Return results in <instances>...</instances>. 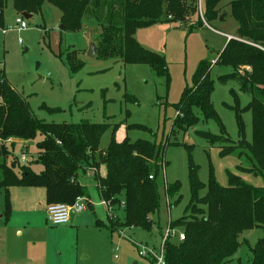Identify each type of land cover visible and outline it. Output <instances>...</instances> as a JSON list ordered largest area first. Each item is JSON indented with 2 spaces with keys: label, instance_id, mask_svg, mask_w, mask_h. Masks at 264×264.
<instances>
[{
  "label": "trees",
  "instance_id": "1",
  "mask_svg": "<svg viewBox=\"0 0 264 264\" xmlns=\"http://www.w3.org/2000/svg\"><path fill=\"white\" fill-rule=\"evenodd\" d=\"M221 0H205L203 20L197 13L196 0H12L16 14L35 15L47 4L59 13V39L65 33H79L87 28V22H94L96 28L95 59H119L123 64H147L157 74L166 72L163 59L140 47L135 41L137 30L162 22L190 23L189 29L210 24L218 19V4ZM5 0H0V27L3 28L2 10ZM104 8L106 9L104 11ZM229 14L236 24L234 37L227 40L214 64L229 66L231 72L218 78L220 84L235 81L241 94L249 97V102L240 108L234 92V113L238 131V141L232 142L223 135V127L210 103L213 83L208 78L212 63L200 62L194 77L193 87L185 90L176 107L173 126L188 129L196 124L197 109L203 120H212L220 133H197L210 146L220 148L219 155L226 156L236 149H244L250 167L236 168L239 173H248L264 178V0H233L229 4ZM191 17H195L193 20ZM64 54L59 53L58 57ZM71 72L79 70L83 64L72 54L65 56ZM247 65L251 74H236L239 66ZM125 99L135 104L128 95ZM52 112V111H49ZM250 112L252 117V141L242 138L241 115ZM118 124L112 127L109 142L99 150V141L107 124L45 123L35 119L25 100L6 82L0 71V192L3 194V217L7 221L10 214L8 189L10 187L43 188L46 205H71L77 198H86V209L92 211L85 186L78 182L81 170H94L93 180L101 201H110L118 207L124 202V227H138L149 232L152 226L150 215L158 212L159 191L156 176L165 163L163 148L153 142L131 141L129 130H145L139 125L125 126V136L116 140ZM41 139L36 143L37 162L42 171L33 173L27 160L21 164L19 157L13 156L6 165L5 159L14 150L11 140L24 142ZM96 156V158H95ZM160 158V159H159ZM158 159V161H157ZM84 171H82L83 173ZM152 179H149V177ZM188 185L190 192L187 206L188 216L168 223L174 230L183 227V240L166 239L163 245L164 264H230L240 245L242 234L258 230L262 237L250 249L249 264H264V188H253L245 184L236 174H228V184L222 188L213 178L209 180L207 193L199 196L202 184L197 178V168L188 165ZM178 184L164 185L165 197L178 192ZM167 201V200H166ZM169 206V204H168ZM117 220L108 217V225L94 221V226L110 233L118 231ZM154 264V260H150Z\"/></svg>",
  "mask_w": 264,
  "mask_h": 264
},
{
  "label": "rangeland",
  "instance_id": "2",
  "mask_svg": "<svg viewBox=\"0 0 264 264\" xmlns=\"http://www.w3.org/2000/svg\"><path fill=\"white\" fill-rule=\"evenodd\" d=\"M231 1H220L218 19L210 24L211 28L204 27L205 23L189 29L190 23L162 22L136 31L134 38L137 44L163 59L166 72L162 75L153 72L147 64L127 65L116 58L87 57L88 44L95 46L97 39L96 32L92 35L89 32V29L96 28L94 22H87V28L82 32L63 34L60 40L59 13L47 4L39 14L25 20L27 28L24 31H8L3 35L0 27V71H3L7 84L25 100L35 119L54 124H79L84 121L96 125L107 124L108 128L99 141V150L106 148L115 124H118L116 140L124 138L125 126H143L145 130H129L126 135L131 141H149L163 148L162 160L165 163L164 169L156 176L159 208L156 214L150 215L152 226L149 232L138 227H124L122 210L117 211L118 231L110 233L95 227V220L108 225L107 212L97 194L95 181L92 177H82L93 208L92 211L86 209L80 213V228H74L70 223L51 226L46 222V212L42 217L33 215V220L40 222L41 227L35 233L41 238L32 239L41 247L34 250L28 248L25 262L20 263L21 259H17V264H150L149 258L138 255L136 246H145L158 253L168 223L188 216L190 163L197 168V178L203 186L200 197L206 195L211 178L218 186L226 187L229 173L238 175L253 188H264L262 176L237 172L238 167H250L244 154L239 156V152H245L244 149L220 156L218 146H210L197 134L205 132L217 136L220 133L217 124L212 120H203L197 109H193V115L198 121L191 128L172 125L183 92L193 87L195 71L199 63L205 61L212 63L208 72V78L213 83L209 99L223 127V135L234 143L239 140L234 113L229 109L234 106L230 93H235L240 108L247 105L249 97L239 92L235 81L220 84L218 78L228 75L231 68L214 64L226 44L219 33L234 35L236 29L229 14ZM200 7L201 16L198 15L203 20L205 0H200ZM196 8L199 13L197 4ZM16 15L12 0H5L3 28L11 27ZM191 18L193 20L195 17ZM59 53L64 55L58 57ZM68 54L83 64L76 72H71L65 62ZM235 71L239 76L251 74V68L247 65L239 66ZM125 95L133 97L136 103L128 102ZM241 119L242 138L250 144V112H244ZM40 139L37 136L24 143L11 140L15 148L4 163L8 165L13 156L24 154L27 160L25 165L33 173H40L42 166L36 161L35 146ZM82 171L78 176L85 173L82 174ZM175 183L178 184V192L172 197H165L164 185ZM40 190L43 193L42 188ZM3 200L0 192L1 208ZM174 231L183 234V227L177 226ZM261 237L262 233L258 230L244 232L230 264H249L250 249ZM12 258L8 259L7 264H15ZM3 261L0 252V263Z\"/></svg>",
  "mask_w": 264,
  "mask_h": 264
},
{
  "label": "crops",
  "instance_id": "3",
  "mask_svg": "<svg viewBox=\"0 0 264 264\" xmlns=\"http://www.w3.org/2000/svg\"><path fill=\"white\" fill-rule=\"evenodd\" d=\"M32 16L34 15H31V17ZM219 34L223 35L225 43L228 38L231 39L234 37V35ZM90 44H88V47ZM16 141L24 143L22 140ZM84 172L85 173H82L83 175L78 178V182L82 186L86 185L82 183V177H92L90 170L86 169ZM40 189L41 188L34 187H10L8 189L10 214L7 221L3 218V205L2 208L0 207V252L4 259L0 264H7L8 259L12 257V261L14 260L15 264L19 263L17 259H21L20 263L25 262L28 248L34 250L35 248L41 247L40 243L32 239L41 238L35 233V230L41 227L40 222L33 220V215L36 214L37 217H42V215L45 214V208L47 206L45 203V191L42 188V193ZM79 215L80 213L71 214L68 224L70 223L74 228H80L81 222ZM42 228L45 229L43 226ZM12 238H22V240L14 241Z\"/></svg>",
  "mask_w": 264,
  "mask_h": 264
},
{
  "label": "built area",
  "instance_id": "4",
  "mask_svg": "<svg viewBox=\"0 0 264 264\" xmlns=\"http://www.w3.org/2000/svg\"><path fill=\"white\" fill-rule=\"evenodd\" d=\"M197 6H198L199 14H200L201 13L200 0H197ZM205 26L208 27L206 24ZM26 28L27 26H26L25 20L21 17L20 14H17L16 18L13 21V25L11 27L2 28L1 33L4 35L8 31L21 32V31H24ZM19 160L21 163H24L25 155L24 154L20 155ZM93 172L94 170L90 171L91 175H93ZM149 179H152V177L150 176ZM86 203H87L86 198L79 197L71 205L52 204V205L46 206L45 212H46L47 224L51 226H61V225L67 224L69 222L70 215L72 213L77 214V213L84 212L86 210ZM101 204L105 207L107 216L113 221L118 219L117 211L124 207V202H120L118 207L112 206L110 204V201H101ZM183 237H184L183 234L175 233L174 230H170L169 228H167V230L165 231V234L161 238V243L159 246L158 253H156L154 250L149 249L145 246H136L138 250V255L144 259L149 258V260H154V264H164L163 245L166 239H176L177 241H182Z\"/></svg>",
  "mask_w": 264,
  "mask_h": 264
},
{
  "label": "water",
  "instance_id": "5",
  "mask_svg": "<svg viewBox=\"0 0 264 264\" xmlns=\"http://www.w3.org/2000/svg\"><path fill=\"white\" fill-rule=\"evenodd\" d=\"M21 17L24 19V20H28L31 18V15H28L26 13H22L20 14ZM222 20V18L220 17V21ZM95 53H96V48L93 44H90L89 47H88V50L86 51V56L89 57V58H93L95 56Z\"/></svg>",
  "mask_w": 264,
  "mask_h": 264
}]
</instances>
